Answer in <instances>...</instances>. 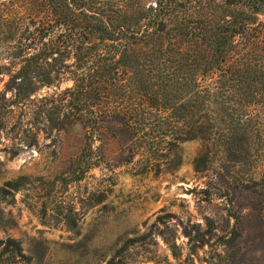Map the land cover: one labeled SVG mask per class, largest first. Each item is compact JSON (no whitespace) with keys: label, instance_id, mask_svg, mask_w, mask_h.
I'll return each mask as SVG.
<instances>
[{"label":"trees","instance_id":"1","mask_svg":"<svg viewBox=\"0 0 264 264\" xmlns=\"http://www.w3.org/2000/svg\"><path fill=\"white\" fill-rule=\"evenodd\" d=\"M0 73V129L14 118L20 145L76 123L90 140L112 121L131 135L121 160L147 146L151 162L159 144L194 133L204 148L197 169L217 157L259 170L244 185L259 195L264 223V0H0ZM63 77L71 85L39 93ZM236 236L233 227L219 234L224 246ZM19 251L7 237L0 255Z\"/></svg>","mask_w":264,"mask_h":264},{"label":"rangeland","instance_id":"2","mask_svg":"<svg viewBox=\"0 0 264 264\" xmlns=\"http://www.w3.org/2000/svg\"><path fill=\"white\" fill-rule=\"evenodd\" d=\"M5 79L0 73V89ZM71 83L63 77L39 93ZM13 119L6 116L0 129V250L13 237L20 251L3 252L0 264H264L259 195L244 185L259 170L249 162L216 157L197 169L193 160L204 148L194 133L159 144L157 160L150 162L146 146L148 155L123 161L131 135L112 121L90 140L80 123L48 135L40 130L26 147L20 132L8 129ZM12 144L17 154L10 155ZM90 156L96 164H88ZM231 227L235 243L224 246L219 234ZM197 230L205 235L201 245Z\"/></svg>","mask_w":264,"mask_h":264}]
</instances>
